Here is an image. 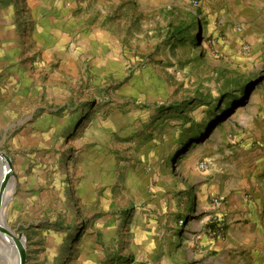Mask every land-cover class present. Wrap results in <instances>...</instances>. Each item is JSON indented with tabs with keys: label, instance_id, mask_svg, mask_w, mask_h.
<instances>
[{
	"label": "rangeland",
	"instance_id": "rangeland-1",
	"mask_svg": "<svg viewBox=\"0 0 264 264\" xmlns=\"http://www.w3.org/2000/svg\"><path fill=\"white\" fill-rule=\"evenodd\" d=\"M252 1L0 0V153L17 184L0 217L26 264H264Z\"/></svg>",
	"mask_w": 264,
	"mask_h": 264
},
{
	"label": "water",
	"instance_id": "water-1",
	"mask_svg": "<svg viewBox=\"0 0 264 264\" xmlns=\"http://www.w3.org/2000/svg\"><path fill=\"white\" fill-rule=\"evenodd\" d=\"M0 176L2 177V182H0V213L4 210L5 205L8 202V196L13 194L16 189V180L15 174L12 169L10 159L0 153ZM7 198V199H6ZM4 225H0V231L12 238L16 243L14 247L15 250L9 249L13 252L14 256L16 257L17 263L26 264V248H25V237L23 234H20L18 237L11 231V229L7 226L5 219L3 218ZM0 224L1 221H0ZM6 225V226H5ZM3 250V249H2ZM12 264H16L13 259L10 260Z\"/></svg>",
	"mask_w": 264,
	"mask_h": 264
},
{
	"label": "built area",
	"instance_id": "built-area-1",
	"mask_svg": "<svg viewBox=\"0 0 264 264\" xmlns=\"http://www.w3.org/2000/svg\"><path fill=\"white\" fill-rule=\"evenodd\" d=\"M241 31V29H238ZM244 50H248V47L244 45ZM199 170L201 172H206L208 170V164L206 162H202L199 165ZM211 206L215 210L223 211L225 209V199L222 196H215L211 199ZM217 225L216 228L210 233L211 237L220 238L225 235V217L224 214H220L219 217L216 219Z\"/></svg>",
	"mask_w": 264,
	"mask_h": 264
},
{
	"label": "crops",
	"instance_id": "crops-1",
	"mask_svg": "<svg viewBox=\"0 0 264 264\" xmlns=\"http://www.w3.org/2000/svg\"><path fill=\"white\" fill-rule=\"evenodd\" d=\"M240 3H241V5H240L241 7H239V8L241 10V14H240L241 19L248 20V21H250V20L255 21L254 22V25L256 26L255 31H262L264 29V25L260 23L261 16H259V14H258V12L254 6V5H256V0H253L251 3V6H249L247 8L245 7V5L242 2H240ZM262 5H263V3L261 4V6ZM245 14H248V18H246L244 16ZM257 17H259L258 21L256 20ZM238 29H241V31H238ZM238 29H237V31L239 33L243 31L242 28H238ZM247 208L250 209L251 213H253V214L255 213L254 210H252L251 206H249Z\"/></svg>",
	"mask_w": 264,
	"mask_h": 264
},
{
	"label": "bare ground",
	"instance_id": "bare-ground-1",
	"mask_svg": "<svg viewBox=\"0 0 264 264\" xmlns=\"http://www.w3.org/2000/svg\"><path fill=\"white\" fill-rule=\"evenodd\" d=\"M10 197H11V194L7 198L9 199ZM0 221L2 223L1 225H4L3 218L0 217ZM15 246H16V243L14 242L13 239H11L8 248L14 251ZM8 248L5 246L4 242H2V239L0 237V264H12V262L10 261L11 259H13L16 264H20V263H17L16 257L14 256L13 252H11Z\"/></svg>",
	"mask_w": 264,
	"mask_h": 264
},
{
	"label": "trees",
	"instance_id": "trees-1",
	"mask_svg": "<svg viewBox=\"0 0 264 264\" xmlns=\"http://www.w3.org/2000/svg\"><path fill=\"white\" fill-rule=\"evenodd\" d=\"M185 31H188V29H184V30H179L177 31V37H182L184 38V35H185ZM232 110H229V109H226L223 113H221L220 116H215V121H220L221 119H223L224 117L228 116L230 113H231ZM203 134H201L199 137H201ZM191 199H192V207H191V212L193 211V206H194V203H195V195L193 194L191 196ZM133 208L130 207L128 210H127V215L129 214V212L132 210ZM186 221V218L185 217H182V224H184ZM183 226H181V229H182ZM180 229V230H181Z\"/></svg>",
	"mask_w": 264,
	"mask_h": 264
}]
</instances>
